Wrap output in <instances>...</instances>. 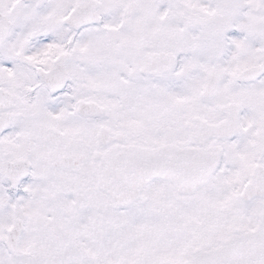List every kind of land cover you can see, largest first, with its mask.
<instances>
[{
    "label": "snow or ice",
    "instance_id": "1",
    "mask_svg": "<svg viewBox=\"0 0 264 264\" xmlns=\"http://www.w3.org/2000/svg\"><path fill=\"white\" fill-rule=\"evenodd\" d=\"M0 264H264V0H0Z\"/></svg>",
    "mask_w": 264,
    "mask_h": 264
}]
</instances>
